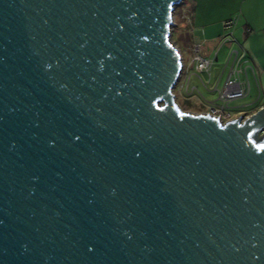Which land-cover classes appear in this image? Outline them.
<instances>
[{
  "label": "water",
  "instance_id": "95a60500",
  "mask_svg": "<svg viewBox=\"0 0 264 264\" xmlns=\"http://www.w3.org/2000/svg\"><path fill=\"white\" fill-rule=\"evenodd\" d=\"M182 2L0 0V264H264V108L179 111Z\"/></svg>",
  "mask_w": 264,
  "mask_h": 264
},
{
  "label": "crops",
  "instance_id": "0c3cea01",
  "mask_svg": "<svg viewBox=\"0 0 264 264\" xmlns=\"http://www.w3.org/2000/svg\"><path fill=\"white\" fill-rule=\"evenodd\" d=\"M191 2L190 6H186L187 22L180 24L181 28L186 27V44L181 52L190 53V48L195 43L213 45L222 37L225 21L237 16L233 36L236 32V37L243 41L237 49L246 53L255 70L252 80L257 90L256 101L260 102L264 94V0H191ZM227 6L233 8V10L230 8L229 14H226ZM259 102L248 115L264 108V100L260 104ZM232 107L238 109L237 106Z\"/></svg>",
  "mask_w": 264,
  "mask_h": 264
},
{
  "label": "built area",
  "instance_id": "2783aa9c",
  "mask_svg": "<svg viewBox=\"0 0 264 264\" xmlns=\"http://www.w3.org/2000/svg\"><path fill=\"white\" fill-rule=\"evenodd\" d=\"M235 26L236 18L225 21L223 26L225 34L217 39L211 46L203 43L193 44L190 48V60L187 66H185V63L183 62V53L179 51L182 61V73H188L187 68H192V75L197 76L198 81L206 89L212 78V68L218 62L219 51L225 44L235 43L233 36ZM224 74L226 75L225 80L221 87L218 88V84ZM192 75L190 74L188 76L187 85L185 84V81L181 83L180 79L177 83V85L180 83L179 88L183 90L186 95L198 93L197 87H190L189 81ZM201 75H205L207 80L204 81V79H201ZM249 76L253 78L254 69L248 58H246L245 52L238 49H232L228 53L226 63L216 81L214 91L217 94V99L210 103L209 111L202 115H208L214 119L218 118L217 120L222 125L231 122L238 117H243L244 119L249 117L247 114H241L240 116L236 115L235 112L239 110L231 106L233 102L244 99L250 94L251 85Z\"/></svg>",
  "mask_w": 264,
  "mask_h": 264
},
{
  "label": "rangeland",
  "instance_id": "374dc122",
  "mask_svg": "<svg viewBox=\"0 0 264 264\" xmlns=\"http://www.w3.org/2000/svg\"><path fill=\"white\" fill-rule=\"evenodd\" d=\"M190 4H192L191 0H183V2L175 8L174 13H173V24L174 25L171 29V42L173 43V45L175 47L178 48V50L180 52L185 47V44H186V38H185L186 37V35H185L186 27L181 28L180 24L187 22L186 21V17H187L186 6L187 5L190 6ZM230 8H231L230 6H227V8H226L227 13L226 14L230 13L229 12ZM231 9L233 10V8H231ZM234 17L236 18L237 16H234ZM231 19H234V18L231 17ZM224 34H225V31L223 30L222 35H224ZM236 36L237 35L235 32L234 39H235L236 43L225 44L221 48V50L219 51L218 62L212 68V78H211V81L209 82V84L207 85V88H206L207 90L198 81V77L192 75L193 74L192 68L191 69L187 68L188 73H186V72L182 73V75L180 77L181 83L185 81V84L187 85L188 76L191 74L192 76L190 77V81H189L190 87H197L198 93L186 95V93L179 88L180 83L178 85H176V87L173 91V94L175 95V104H176L177 108L179 109V111H181L182 113H192V114H204V113H207L209 111L210 103L216 101V99H217V94L214 91V88L216 85V81L219 78V76L223 70V67L226 63L228 53L232 49H237L238 46H240L241 43H243V41H240V39H238ZM247 58L249 60L248 56H247ZM189 60H190V53L183 52V62L185 63V66L188 65ZM250 64H251V62H250ZM200 77H201V79H204V81L207 80V77L205 75H201ZM225 77H226V75L224 74L221 81L218 84V88L221 87L222 83L225 80ZM252 79L253 78L251 76H249L251 88H250V94L248 95V97H246L242 100H239V101H235L231 104V106H237L238 107L239 111L235 112L236 115H238V116H240L241 114H247L248 115V113H250L254 110V108L256 107V104L259 102V101H256L257 90L254 86ZM263 95H262V100H260L259 104L262 103L264 100ZM236 115H234V116H236ZM262 134H263V132H261V133L259 132L258 136H261Z\"/></svg>",
  "mask_w": 264,
  "mask_h": 264
},
{
  "label": "trees",
  "instance_id": "16d2710c",
  "mask_svg": "<svg viewBox=\"0 0 264 264\" xmlns=\"http://www.w3.org/2000/svg\"><path fill=\"white\" fill-rule=\"evenodd\" d=\"M246 54V53H245ZM246 58H247V55H246Z\"/></svg>",
  "mask_w": 264,
  "mask_h": 264
}]
</instances>
